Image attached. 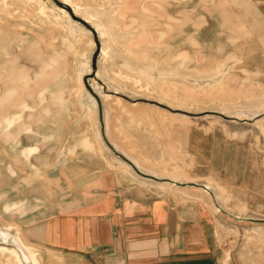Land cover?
I'll return each instance as SVG.
<instances>
[{"label":"rangeland","instance_id":"obj_1","mask_svg":"<svg viewBox=\"0 0 264 264\" xmlns=\"http://www.w3.org/2000/svg\"><path fill=\"white\" fill-rule=\"evenodd\" d=\"M41 2L0 0V264H65L29 232L114 185L264 264V0Z\"/></svg>","mask_w":264,"mask_h":264},{"label":"crops","instance_id":"obj_2","mask_svg":"<svg viewBox=\"0 0 264 264\" xmlns=\"http://www.w3.org/2000/svg\"><path fill=\"white\" fill-rule=\"evenodd\" d=\"M94 193L29 235L38 240L44 231V245L65 264H241L224 255L208 205L116 185Z\"/></svg>","mask_w":264,"mask_h":264},{"label":"bare ground","instance_id":"obj_3","mask_svg":"<svg viewBox=\"0 0 264 264\" xmlns=\"http://www.w3.org/2000/svg\"><path fill=\"white\" fill-rule=\"evenodd\" d=\"M35 2H37V4L39 5V8H41V10L44 9V5L41 2V0L40 1L35 0ZM0 240L7 242V243H13L14 245H16L19 248V250H21L23 252V254L26 253L25 249L23 248L22 244L18 241V239L14 236L8 235L1 227H0ZM26 249L28 251H31L34 261L37 264H39V260L37 259V256H36L37 255V249L35 247H30V246L29 247L26 246ZM30 263H33V262H30Z\"/></svg>","mask_w":264,"mask_h":264}]
</instances>
